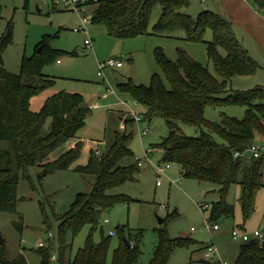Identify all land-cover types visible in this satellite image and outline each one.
<instances>
[{
	"label": "rangeland",
	"instance_id": "obj_1",
	"mask_svg": "<svg viewBox=\"0 0 264 264\" xmlns=\"http://www.w3.org/2000/svg\"><path fill=\"white\" fill-rule=\"evenodd\" d=\"M188 1L189 5L182 12L192 18H196L204 9L224 14L231 23L235 37L256 64L251 74L231 77L228 87L239 91L255 87H262L264 90V15L258 13L254 3L248 1L250 9L252 7L257 13L251 16L243 11L240 4H233L230 0ZM0 8V35L8 24L12 29L11 42L2 52L3 66L7 70L18 73L22 58H31L40 41L47 43L50 48L40 55L46 58L40 71L54 82L31 97L30 109L37 111L46 97L59 90L80 93L90 105L89 115L76 131L75 137L52 150L45 161L55 159L76 140L83 139L80 155L74 162L82 165L86 163L91 148L97 154L103 153L113 142L115 132L132 133L128 147L134 157L140 158L139 172L135 174L134 180L124 181L107 191L127 195L130 199L102 212L91 235L92 241L97 243L101 235L108 237L109 229L115 231L109 237L108 260L119 240L124 237L130 245L138 241L139 261L141 264H148L159 239L158 218H165V235L168 239L186 236L194 240L185 245L174 246L166 264H216L218 258L231 264L237 255L239 244L242 243L240 239L231 238L232 228L248 234L259 229L263 234L261 239H264V168H261L263 185L255 191L252 209L246 217H243L241 210V186L233 183L229 186L226 197L231 206V214L222 212L215 219L209 218V207L218 199V186L183 177L179 166L174 162H169V168L164 173L157 174L154 165L164 163L161 161L162 148L158 144L167 136L165 121L160 117L151 120L144 118L137 123L132 121L131 111L121 100H128L132 110L139 114H143L144 107L134 102L127 93L119 92L116 86L118 82L128 78L136 84L147 86L152 73L163 78L154 59L155 47H160L170 59H175V48L179 47L195 61L205 65L217 79H221L206 56L203 42L186 41L181 29L169 34L115 36L107 33L102 24L91 21L84 29L76 30L81 25L80 17L84 12L51 10L41 0H0ZM85 13L90 14V9ZM159 14L160 6L154 4L150 8L147 31L151 30ZM211 37V30L206 28L203 38L210 40ZM85 38L91 41L90 46L84 44ZM109 56L119 57L122 66L105 67L102 74L98 75V61ZM108 86L114 92L103 97ZM221 112L241 118L244 106H207L204 117L221 122ZM179 126L182 133L188 136L205 130L203 126L182 123ZM144 128L148 132L140 134V130ZM211 135L217 142H222L215 133L211 132ZM254 143L263 147L261 154L264 155V140L261 136L255 135ZM145 151H149L148 161H144ZM250 158L251 155L247 152L242 157V163L246 164ZM132 161L133 157L128 156L119 163L125 165ZM28 171L29 179L21 175L18 178L15 211L0 210V244L8 259L21 253L29 264H39L37 243L44 241L45 247L48 245L50 257L55 256L50 258L48 264H69L77 249L83 245L89 225H84L74 237L67 234L63 243L69 242V247L61 263L58 260L57 227L75 194L92 189L94 176L79 173L72 168L44 174L41 173V167L32 166ZM156 180H159V185L155 184ZM204 204L207 207L202 209L201 205ZM104 219L108 222H104ZM214 223L218 225L217 229H212ZM211 241L217 247V252L204 257L205 245Z\"/></svg>",
	"mask_w": 264,
	"mask_h": 264
},
{
	"label": "trees",
	"instance_id": "obj_2",
	"mask_svg": "<svg viewBox=\"0 0 264 264\" xmlns=\"http://www.w3.org/2000/svg\"><path fill=\"white\" fill-rule=\"evenodd\" d=\"M249 1L264 15V0ZM154 4L160 6V14L151 30L147 31L150 8ZM188 5V0H103L94 8L92 22L102 24L107 33L115 36L169 34L181 29L186 41L204 43L206 56L221 79L179 47L175 48V59H170L160 47H155L154 59L164 79L152 73L147 86L136 84L130 78L116 86L119 92L127 93L144 107V118L160 117L165 121L167 136L158 144L162 148V162L176 163L183 177L218 186V199L209 207V218L215 219L222 212L231 214L226 197L233 183L241 186V210L246 217L252 209L255 191L263 185L261 168H264V155L251 157L243 164L242 158L233 153L245 150L254 142L255 135L264 140V90L255 87L239 91L228 87L231 77L251 74L256 64L235 37L224 14L204 9L192 18L182 12ZM206 28L211 30L210 40L203 38ZM11 37L12 29L8 24L0 35V210L15 211L18 178L21 175L29 179V167L39 166L44 174L69 168L82 174H92V189L75 194L57 227L59 262L69 247V242L63 243L67 234L74 237L84 225H89L83 245L69 264H141L138 245H124L120 239L108 260L111 236L101 235L97 243L91 236L102 212L130 199L127 195L107 191L124 181L134 180L139 172L137 158L128 147L132 133L115 132L110 146L101 154L91 148L86 163L82 165L74 162L80 155L83 139L76 140L55 159L45 161L52 150L75 137L89 115L90 105L80 93L59 90L46 97L37 111L31 110V97L54 82L40 71L42 62L46 60L40 55L50 48L40 41L36 46H40V50H35L31 58H22L19 72L13 73L3 66L2 60V52L11 42ZM226 105L244 106L243 116L237 118L221 112V122L204 117L207 106ZM181 123L203 126L205 130L188 136L182 133ZM211 132L222 142L214 140ZM128 156L133 157L131 163H119ZM164 221L162 218L159 224V239L148 264H166L174 246L194 242L186 236L168 239ZM47 247L44 245L37 249L39 264H48L52 258ZM0 264L29 263L21 253L8 259L0 244ZM231 264H264V239L253 238L240 243Z\"/></svg>",
	"mask_w": 264,
	"mask_h": 264
},
{
	"label": "built area",
	"instance_id": "obj_3",
	"mask_svg": "<svg viewBox=\"0 0 264 264\" xmlns=\"http://www.w3.org/2000/svg\"><path fill=\"white\" fill-rule=\"evenodd\" d=\"M44 3H47L50 7L51 10L54 9H58V10H70V11H76V12H84V14L80 17L81 19V25L78 26L76 28V30L79 29H84V26L86 24H88L89 22L92 21V15H93V11L94 8L101 3L103 0H41ZM90 9V14L86 15V11L87 9ZM84 44L87 46L91 45V41L87 38L84 39ZM59 61V60H57ZM122 66V60L119 57L116 56H109L108 58L102 60V61H98L97 67H98V75L102 74V70L105 67H120ZM113 89L108 86L105 90V93L102 94L103 97L106 96L107 93H113ZM122 104H124L125 106H127V108L131 111V119L134 122H140L141 120L144 119V115L143 114H139L137 112H135L134 110H132V108L129 106V101L128 100H121ZM135 102V101H134ZM148 132V129L144 128L143 130H140V134H145ZM263 147L259 146L257 144H255L254 142L252 144H250L245 150L243 151H236L233 153L234 156L236 157H244L245 154L248 152L251 157H257L258 155L261 154V149ZM149 151H145L144 152V161H148L149 157L147 156ZM140 158H137V165L141 166V163L139 161ZM155 169H156V173L157 174H161L164 173V171L169 167V163H163V164H155ZM156 185H159L160 182L159 180H156L155 182ZM207 207L206 204L201 205L202 209H205ZM104 222H108L107 219L103 220ZM208 228H210L208 226ZM218 225L217 224H213L212 229H217ZM107 234L109 236H112L115 234V231L113 229H109L107 231ZM50 235V233H49ZM230 235L232 239H240L242 242L248 241L250 239H258V240H263L261 238H263V234L261 232V230L259 229H254L252 231L251 234H248L244 231H240L238 229H234L232 228L230 231ZM38 247L44 246V241H38L37 243ZM215 252H217V247L214 245V243L211 241L210 243H207L205 245V249H204V257H210L212 255L215 254ZM52 257L54 258L55 256L52 255ZM216 264H227L225 261L221 260L220 258H218Z\"/></svg>",
	"mask_w": 264,
	"mask_h": 264
},
{
	"label": "crops",
	"instance_id": "obj_4",
	"mask_svg": "<svg viewBox=\"0 0 264 264\" xmlns=\"http://www.w3.org/2000/svg\"><path fill=\"white\" fill-rule=\"evenodd\" d=\"M233 4H240L241 6H242V8H243V11L244 12H246V13H248V14H251V16L252 15H254V14H257L256 12H255V10H253L252 9V7H251V9H250V6H249V0H230ZM255 9H256V7H255ZM257 10V9H256ZM258 13H260V12H258ZM261 14V13H260ZM169 168V167H168ZM166 171V170H165ZM164 171V172H165Z\"/></svg>",
	"mask_w": 264,
	"mask_h": 264
},
{
	"label": "water",
	"instance_id": "obj_5",
	"mask_svg": "<svg viewBox=\"0 0 264 264\" xmlns=\"http://www.w3.org/2000/svg\"><path fill=\"white\" fill-rule=\"evenodd\" d=\"M40 50V46H38L37 48H36V51H39ZM161 220H162V218H158V222L160 223L161 222ZM123 244L124 245H128L129 244V241L126 239V238H124L123 237ZM137 243H138V241L136 240L133 244H135V245H137ZM202 261H204V260H202Z\"/></svg>",
	"mask_w": 264,
	"mask_h": 264
}]
</instances>
